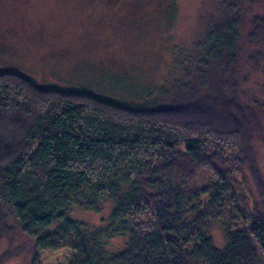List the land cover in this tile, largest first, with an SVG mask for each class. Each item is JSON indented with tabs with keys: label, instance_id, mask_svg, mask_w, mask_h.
I'll list each match as a JSON object with an SVG mask.
<instances>
[{
	"label": "trees",
	"instance_id": "trees-1",
	"mask_svg": "<svg viewBox=\"0 0 264 264\" xmlns=\"http://www.w3.org/2000/svg\"><path fill=\"white\" fill-rule=\"evenodd\" d=\"M256 1L249 6L260 13L237 0L209 22L202 62L168 105L0 71V218L37 254L71 250L67 264H264V211L249 193L260 127L250 107L264 101L235 84L241 66L264 80ZM204 175L212 181L200 186ZM106 205V224L93 232L72 218ZM116 236L125 248L111 253Z\"/></svg>",
	"mask_w": 264,
	"mask_h": 264
},
{
	"label": "rangeland",
	"instance_id": "rangeland-1",
	"mask_svg": "<svg viewBox=\"0 0 264 264\" xmlns=\"http://www.w3.org/2000/svg\"><path fill=\"white\" fill-rule=\"evenodd\" d=\"M232 1L237 0H0V71L127 105H168L202 62L199 47L206 40L209 22L221 19ZM238 1L245 8L251 2ZM253 6L250 9L260 13ZM237 77L238 89L264 101V80L248 77L242 66ZM250 108L260 127L249 193L251 204L264 211V106ZM210 181L204 175L200 186ZM111 210L110 205L100 212L74 209L72 218L93 232L106 224ZM2 219L0 264L68 263L71 250L37 254L34 240L23 235L14 221ZM214 236L221 244L219 230ZM126 241L116 236L107 242V250L121 252Z\"/></svg>",
	"mask_w": 264,
	"mask_h": 264
}]
</instances>
